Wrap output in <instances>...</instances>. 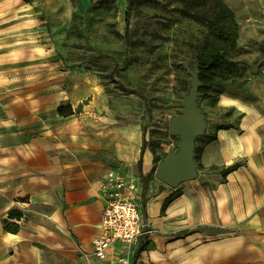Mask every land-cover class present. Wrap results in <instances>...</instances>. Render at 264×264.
I'll return each mask as SVG.
<instances>
[{
	"label": "crops",
	"instance_id": "obj_1",
	"mask_svg": "<svg viewBox=\"0 0 264 264\" xmlns=\"http://www.w3.org/2000/svg\"><path fill=\"white\" fill-rule=\"evenodd\" d=\"M226 2L239 73L198 106L207 125L236 117L202 145L204 169L171 187L143 146L138 98L67 57L73 0H0V264H99L113 169L138 180L152 228L137 264H264V0Z\"/></svg>",
	"mask_w": 264,
	"mask_h": 264
},
{
	"label": "rangeland",
	"instance_id": "obj_2",
	"mask_svg": "<svg viewBox=\"0 0 264 264\" xmlns=\"http://www.w3.org/2000/svg\"><path fill=\"white\" fill-rule=\"evenodd\" d=\"M73 4L65 42L67 57L73 66L89 68L112 87L138 98L145 143L159 159L158 164L170 150H177L180 137L170 133V118L180 114L191 86L183 63L189 59V66L196 70L191 59L206 28L183 13L181 0H133L128 28L127 0H73ZM209 92L201 89L199 106ZM218 117L220 122H210L195 140L197 173L204 169L202 145L214 137L217 127L236 116L222 110Z\"/></svg>",
	"mask_w": 264,
	"mask_h": 264
},
{
	"label": "trees",
	"instance_id": "obj_3",
	"mask_svg": "<svg viewBox=\"0 0 264 264\" xmlns=\"http://www.w3.org/2000/svg\"><path fill=\"white\" fill-rule=\"evenodd\" d=\"M129 5L125 13L126 28L129 25L130 8L133 0H127ZM183 13L198 24L206 28L202 43L197 46L191 62L196 65L200 81L198 92L201 89L211 91L216 83L234 77L239 73L241 61L233 60L230 54L237 47L239 25L233 10L223 0H181ZM256 71L254 74H257ZM59 113L68 115L71 108L59 106ZM146 145L145 141L143 146ZM195 158V156H194ZM159 159L155 157L157 163ZM142 157L139 160V166ZM9 215H13L11 212ZM4 228L9 232H17L20 226L16 223L3 221ZM138 257V254L137 256ZM136 264V262L134 263Z\"/></svg>",
	"mask_w": 264,
	"mask_h": 264
},
{
	"label": "built area",
	"instance_id": "obj_4",
	"mask_svg": "<svg viewBox=\"0 0 264 264\" xmlns=\"http://www.w3.org/2000/svg\"><path fill=\"white\" fill-rule=\"evenodd\" d=\"M107 188L102 232L93 239L89 255L99 264H137L140 245L152 231L143 212L138 180L113 169L107 174Z\"/></svg>",
	"mask_w": 264,
	"mask_h": 264
},
{
	"label": "water",
	"instance_id": "obj_5",
	"mask_svg": "<svg viewBox=\"0 0 264 264\" xmlns=\"http://www.w3.org/2000/svg\"><path fill=\"white\" fill-rule=\"evenodd\" d=\"M183 66L191 76V86L182 100L180 114L170 118V133L179 135L180 139L177 150H170L158 162L155 173L161 182L171 187L197 175L194 158L195 140L197 136L203 134L207 126L197 102L200 85L197 71L189 66V59Z\"/></svg>",
	"mask_w": 264,
	"mask_h": 264
}]
</instances>
